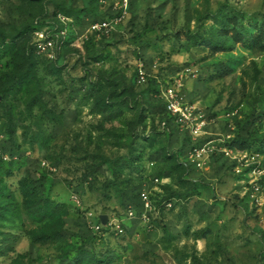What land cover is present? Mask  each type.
Segmentation results:
<instances>
[{"label": "rangeland", "instance_id": "obj_1", "mask_svg": "<svg viewBox=\"0 0 264 264\" xmlns=\"http://www.w3.org/2000/svg\"><path fill=\"white\" fill-rule=\"evenodd\" d=\"M0 264H264V0H0Z\"/></svg>", "mask_w": 264, "mask_h": 264}, {"label": "built area", "instance_id": "obj_2", "mask_svg": "<svg viewBox=\"0 0 264 264\" xmlns=\"http://www.w3.org/2000/svg\"><path fill=\"white\" fill-rule=\"evenodd\" d=\"M62 22L65 21L64 17L60 18ZM65 23V22H64ZM94 29L96 30H105L108 31L110 29V25L108 23L105 24H95ZM59 50L58 43L55 41V39L51 38H44L36 44V49L35 52L38 55H46V56H53V54L56 53V51ZM165 95L166 103H165V110L167 113L171 114L174 118L175 121L178 124H186L190 120V113L189 110L181 106V103L179 102L178 98L176 97L175 93L173 91H168ZM132 214V213H130ZM93 214H88V218L91 219L93 218ZM112 227V224L109 222L107 223L106 226H103L100 222V216L96 217V221L94 224L91 226V228L96 232V233H102L104 230Z\"/></svg>", "mask_w": 264, "mask_h": 264}, {"label": "water", "instance_id": "obj_3", "mask_svg": "<svg viewBox=\"0 0 264 264\" xmlns=\"http://www.w3.org/2000/svg\"><path fill=\"white\" fill-rule=\"evenodd\" d=\"M100 222L103 226H106L108 223V217L106 215H101L100 216Z\"/></svg>", "mask_w": 264, "mask_h": 264}]
</instances>
